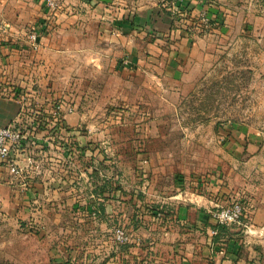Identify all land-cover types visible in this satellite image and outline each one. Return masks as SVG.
<instances>
[{
    "label": "rangeland",
    "instance_id": "374dc122",
    "mask_svg": "<svg viewBox=\"0 0 264 264\" xmlns=\"http://www.w3.org/2000/svg\"><path fill=\"white\" fill-rule=\"evenodd\" d=\"M56 25L36 51L24 27L23 39H14L20 48L5 54L0 88L23 97L26 128L52 133L60 161L72 164L49 166L46 174L58 180L71 167L81 197L56 194L37 211L0 213V264H176L161 254L158 213L177 215L191 191L210 193L207 181L226 168L229 129L255 134L264 146V36L204 34L201 65L184 83L112 68L111 53L93 34L67 35ZM58 105L73 107L62 129L48 122ZM49 158L42 152L33 159L38 172ZM78 164L85 173L79 180ZM116 228L126 242L115 241Z\"/></svg>",
    "mask_w": 264,
    "mask_h": 264
},
{
    "label": "crops",
    "instance_id": "0c3cea01",
    "mask_svg": "<svg viewBox=\"0 0 264 264\" xmlns=\"http://www.w3.org/2000/svg\"><path fill=\"white\" fill-rule=\"evenodd\" d=\"M60 3L61 9L52 13L41 0H0V22L8 26L4 35L13 38L0 44V82L6 78L5 54L8 50L15 51L14 47L20 48L21 42L14 39H23L26 25L37 33L39 47L42 34H49L48 30L57 24V29L67 35L93 34L104 45L100 50L106 48L111 53L112 68L116 65L136 75L184 83L194 80V72L201 65L207 41L204 34L264 36V27L250 26L253 22H264V0H60ZM200 11L206 12L210 19L209 31L195 21ZM88 28L93 31H87ZM13 44L17 45L12 48ZM43 45L46 47V43ZM23 106V97L18 93L0 88V127L17 120L26 127L24 115L21 116L22 111L25 114ZM70 122L72 116H67L64 124ZM34 125L28 129L35 140L24 145L22 151H12L11 157L23 166L28 157L39 160L43 152L50 157L49 163L42 172H28L18 183L0 184V213H6V217L25 212L26 206L37 211V206L48 200L46 197L56 194L81 197V188L71 184L75 180L71 178V167L58 180L46 174L49 166L72 162L69 158L60 161L62 151L54 146L52 133ZM69 133L63 134L64 142H71ZM227 135L226 168L219 178L207 181L210 193L204 197L191 191L177 215L156 217L162 225L154 230L166 237L160 242L161 254L176 264H264V146L258 145L257 135L243 129H229ZM78 152L81 162L84 152L80 147ZM81 167L78 164V180L85 174ZM236 200L244 202L247 208L241 223L216 225L209 211ZM136 233L145 236L141 228Z\"/></svg>",
    "mask_w": 264,
    "mask_h": 264
},
{
    "label": "built area",
    "instance_id": "2783aa9c",
    "mask_svg": "<svg viewBox=\"0 0 264 264\" xmlns=\"http://www.w3.org/2000/svg\"><path fill=\"white\" fill-rule=\"evenodd\" d=\"M45 7L52 13H56L61 9L60 0H41ZM197 22L202 26L203 30L209 31L212 27L207 13L200 11L196 17ZM8 26L6 23L0 22V44ZM27 41L30 48L34 51L38 50L39 42L36 32H30L27 35ZM73 107H63L58 105L53 114L54 125L56 128H64V115L70 114ZM24 112L22 111L21 116ZM35 140V136L30 130L21 126L19 120L14 123L0 127V184L1 183H18L24 179L28 171H38L39 165L34 162L31 157H28L23 166L17 164L15 159H12L11 152L15 150H23V146L28 144L29 141ZM211 219L219 226H232L239 225L242 219L247 214V208L242 201H233L225 207H215L209 211ZM114 239L117 243H124L127 241V235L121 228H116L113 231Z\"/></svg>",
    "mask_w": 264,
    "mask_h": 264
},
{
    "label": "trees",
    "instance_id": "16d2710c",
    "mask_svg": "<svg viewBox=\"0 0 264 264\" xmlns=\"http://www.w3.org/2000/svg\"><path fill=\"white\" fill-rule=\"evenodd\" d=\"M214 24H215V22H214ZM64 128H65V126H64ZM54 130H56V129H54ZM165 213H158V216H159V218L161 217V216H163Z\"/></svg>",
    "mask_w": 264,
    "mask_h": 264
}]
</instances>
